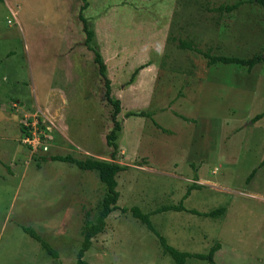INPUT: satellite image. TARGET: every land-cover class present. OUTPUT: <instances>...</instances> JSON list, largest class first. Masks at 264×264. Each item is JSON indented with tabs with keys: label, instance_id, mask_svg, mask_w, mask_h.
<instances>
[{
	"label": "rangeland",
	"instance_id": "374dc122",
	"mask_svg": "<svg viewBox=\"0 0 264 264\" xmlns=\"http://www.w3.org/2000/svg\"><path fill=\"white\" fill-rule=\"evenodd\" d=\"M83 16L119 99L116 205L137 206L166 241L216 264H264V62L251 70L214 64L213 55L264 52V7L254 0H86ZM240 5L217 11L219 5ZM82 0H0V264H56L29 226L75 264L85 219L94 221L105 186L95 171L50 159L110 160L112 107L84 45ZM139 70L130 80L132 73ZM127 110L150 118L126 117ZM262 113L261 118L251 119ZM187 118L188 120H185ZM41 127L43 150L24 142L23 121ZM35 127V128H36ZM257 168L253 177H246ZM196 173L197 180L193 181ZM186 209L225 211L217 218ZM86 264H174L129 211H112L92 238ZM186 264H208L189 258Z\"/></svg>",
	"mask_w": 264,
	"mask_h": 264
},
{
	"label": "trees",
	"instance_id": "16d2710c",
	"mask_svg": "<svg viewBox=\"0 0 264 264\" xmlns=\"http://www.w3.org/2000/svg\"><path fill=\"white\" fill-rule=\"evenodd\" d=\"M259 6L264 7V0H254ZM240 5V2H236L230 5H219L215 10L217 11H224V12H230L234 9H236ZM87 6V1L82 0V4L79 8L78 12V19L82 23V31L84 32V45L87 46L88 49H90L93 52V62L97 67V71L99 76L102 79L103 86H104V99L105 101L112 107L111 113H110V121L112 123V126L109 130V132L105 135L106 145L111 148L110 152V160L105 159H99V158H92V157H86L84 159H78L75 157H72L70 155H54L51 156L50 159L57 160L61 162H66L75 165L78 169L82 171H95L97 173L99 181L105 186V193L102 196L101 202L98 206L97 213L95 216L94 221H91L90 219H85L82 227H81V236L82 240L80 242L79 249L76 253V261L75 264H86L85 260L83 259V256L85 252L90 248L92 238L95 237L97 234L104 231V228L106 226V218L107 216L114 210L119 209L121 212L129 211L133 218L137 219L141 223L145 225V227L157 238L158 244L162 250V253L164 255L169 256L174 264H186L187 260L189 258H196L198 260H203L207 262L208 264H216L213 256L215 252L219 249V243L212 244L208 251L206 253H190L187 251H181L177 248L170 245L165 237L161 235L156 228L153 226V224L150 221V215L151 213L142 212L139 207L137 206H131L130 208L125 207H118L116 205L117 199H118V191L116 190L117 181H116V175L118 172L122 171L125 167L115 161V155L117 152L118 144L117 139L118 135L122 128V122L117 119V115L121 111L120 101L119 99L112 98L111 96V86H110V80L107 77L106 74V67L102 60V57L100 53L93 48L90 47L89 43L92 41V38L94 36V32L91 28H89V24L85 17L83 16V10ZM179 45L182 48L186 49H192L198 53H200L205 59L206 63L208 65H214V64H228V65H237V66H244L249 71L251 70L256 64L260 62H264V52L249 58H241L238 56H225V55H213L209 51H201L200 49L192 46V43L188 40H181ZM139 70V67L135 69V71L132 73L130 80L134 77V75ZM124 115L126 117L131 116H137V117H145L150 118L152 123L161 129V131L165 132L166 129L159 126L154 119L152 118L150 112L145 110H127ZM262 113L257 114L251 119L252 122L257 121L259 118H261ZM185 120H188L185 118ZM24 133H27L26 127L23 126ZM264 165V158L260 161L259 166ZM257 168H253L250 173L246 177V182H248L253 175L255 174ZM197 180L196 173L193 174V181L195 182ZM199 185L196 183H191L180 201L177 204L174 205H164L154 210L155 213L161 212V211H188L192 214H196L199 216H205L209 218H217L220 215L223 214L225 211V208L220 206L217 208H214L207 212H199L195 209H186L182 203L183 199H185L188 194L190 193V190L194 188H198ZM22 230L33 240H35L40 248L44 251L45 254H47L51 259H53L56 264H61L59 261V256L57 251L44 239L42 238L33 228L27 226L23 227Z\"/></svg>",
	"mask_w": 264,
	"mask_h": 264
},
{
	"label": "built area",
	"instance_id": "2783aa9c",
	"mask_svg": "<svg viewBox=\"0 0 264 264\" xmlns=\"http://www.w3.org/2000/svg\"><path fill=\"white\" fill-rule=\"evenodd\" d=\"M31 121H29L28 119H25L23 121V125L26 127V131L27 133H25V138H24V142H26L27 144H31V146L33 148H35L37 146V144H39V146H41V148L43 150L47 149V145L44 143H41L39 138L41 139L42 136H46L43 133L44 128L42 129L41 127H36L35 123H30ZM36 127V128H35Z\"/></svg>",
	"mask_w": 264,
	"mask_h": 264
}]
</instances>
